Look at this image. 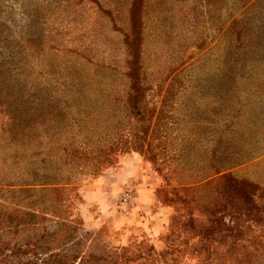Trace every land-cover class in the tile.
<instances>
[{
	"label": "trees",
	"instance_id": "16d2710c",
	"mask_svg": "<svg viewBox=\"0 0 264 264\" xmlns=\"http://www.w3.org/2000/svg\"><path fill=\"white\" fill-rule=\"evenodd\" d=\"M231 3L246 20L232 18L206 75L147 35L145 57L138 25L124 68H38L51 47L0 24V264H264V180L231 170L264 158V3ZM180 149L193 162L171 163ZM132 152L177 184L155 192L172 208L161 244L94 248L82 180Z\"/></svg>",
	"mask_w": 264,
	"mask_h": 264
},
{
	"label": "rangeland",
	"instance_id": "374dc122",
	"mask_svg": "<svg viewBox=\"0 0 264 264\" xmlns=\"http://www.w3.org/2000/svg\"><path fill=\"white\" fill-rule=\"evenodd\" d=\"M231 1L0 0V24L9 27L11 38H34L39 43L46 42L51 47L48 59L42 51L34 54L38 68L44 63L53 67L69 65L85 70L100 65L124 68L126 45L123 39L135 25H138L145 57L147 35L151 40L148 46L150 49L156 44L164 48H181L182 59L186 60L184 65L196 61L203 65L202 75H206L205 73L209 74L218 62L224 60L228 26L232 18L246 20L243 9H238L230 15ZM259 1L261 4L264 3V0ZM255 22V19L248 21L249 24ZM191 41H197L199 47L191 44ZM2 48L5 49L4 46ZM9 48L8 45L7 50ZM39 48H43V45H39ZM116 78L117 82H121V75H117ZM124 80L127 81L124 78L123 83ZM202 85L206 87L205 83ZM196 129L198 130L197 126ZM181 152L182 149L178 154L175 153L174 157L171 156V163H180L182 159H189V163L193 162L190 161L194 158L193 154H186L183 158ZM242 152L243 149L239 151L240 154ZM128 155L157 179L154 186L152 217L141 219L142 222H139L141 220L138 215L146 216L143 210L139 209L138 213L130 217L122 214L118 207L119 192L128 182L136 191L135 180L124 183L119 192L108 181L104 185L97 183L98 178L103 175L109 181L114 180L113 171L121 166L124 156L118 164L107 168L100 176L84 178L81 183L80 191L85 202L79 206V213L83 219L79 234H89L90 239L87 243L91 239L98 241L94 248L128 245L143 239H149L156 247L161 244L159 236L166 229L172 208L166 204L169 199L166 195L162 194L166 198L162 201V196L158 198L155 192L158 188L177 186L173 182L174 175L170 176L169 184L163 182L144 156L137 152ZM238 158L239 155L236 159ZM253 162L234 165L231 170L242 176L264 180V158L257 164H252ZM224 163L228 164L227 161ZM98 189L107 193L109 199V204L106 205L107 213L104 215L101 205L89 198L93 194L98 195L96 193Z\"/></svg>",
	"mask_w": 264,
	"mask_h": 264
},
{
	"label": "crops",
	"instance_id": "0c3cea01",
	"mask_svg": "<svg viewBox=\"0 0 264 264\" xmlns=\"http://www.w3.org/2000/svg\"><path fill=\"white\" fill-rule=\"evenodd\" d=\"M114 172V180L109 181L107 178H104V175L99 177L97 183H101L100 185H104L107 181L110 182V185L116 188V191L119 192L121 186L129 180L136 182V191H135V203L130 217L138 213L139 209L143 210L146 213V216L138 218L146 219L149 216L152 217V205L154 204V186L156 185L157 179L155 176L145 169H143L142 165H139L131 155H127L123 158L122 164L118 167ZM98 185V184H97ZM96 193L98 195H91L89 198L94 199L98 204L101 205L103 215L106 212V205L109 204V199L107 193L103 190H97ZM116 193V192H115ZM101 194V195H100ZM140 213V212H139ZM138 221V220H137ZM139 222H142L139 221Z\"/></svg>",
	"mask_w": 264,
	"mask_h": 264
},
{
	"label": "built area",
	"instance_id": "2783aa9c",
	"mask_svg": "<svg viewBox=\"0 0 264 264\" xmlns=\"http://www.w3.org/2000/svg\"><path fill=\"white\" fill-rule=\"evenodd\" d=\"M135 189L131 183H126L122 190L119 192L117 196V202L119 204V209L122 214L129 215L133 208V202L135 198Z\"/></svg>",
	"mask_w": 264,
	"mask_h": 264
}]
</instances>
